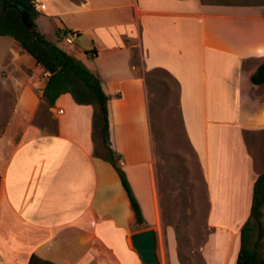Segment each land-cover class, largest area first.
Listing matches in <instances>:
<instances>
[{
  "label": "crops",
  "instance_id": "1",
  "mask_svg": "<svg viewBox=\"0 0 264 264\" xmlns=\"http://www.w3.org/2000/svg\"><path fill=\"white\" fill-rule=\"evenodd\" d=\"M34 2L46 5L36 7L39 30L101 79L111 147L146 223L138 225L115 168L94 157L93 107L70 94L49 107L42 99L49 73L13 38L0 36V86L14 99L0 140V264H143L131 236L158 231L162 219L138 49L148 71L164 70L179 84L183 130L211 204L205 263L237 264L240 232L264 173V85L251 81L264 63V4ZM64 31L78 34L72 45L58 42ZM218 199L231 204L226 209ZM261 221L264 227V207ZM167 234L168 264H181L176 234Z\"/></svg>",
  "mask_w": 264,
  "mask_h": 264
},
{
  "label": "trees",
  "instance_id": "2",
  "mask_svg": "<svg viewBox=\"0 0 264 264\" xmlns=\"http://www.w3.org/2000/svg\"><path fill=\"white\" fill-rule=\"evenodd\" d=\"M80 3L82 0H71ZM2 2L0 0V36L13 38L35 61L37 66L49 73L46 86L43 89L42 99L49 107H54L56 101L64 94H70L74 102L80 106H92L93 123L92 138L94 143V157L110 163L118 173L122 185L128 194L132 209L135 213L138 225L146 223L141 205L136 198L127 174L121 166V157L112 149L110 138L109 121V96L103 89L101 79L94 74L86 65L70 55L59 44L51 42L43 34L37 24L40 13L36 8L34 0H11V6L7 13L1 17ZM247 5H262L263 3H246ZM29 16L32 30L28 29L23 22L22 13ZM73 32L64 31L58 35V42H64ZM134 60H137L136 51ZM161 69H155L157 71ZM148 88V109L150 117L155 115V97L160 91V82L149 75L144 76ZM256 86L264 85V63L251 77ZM153 128V123H152ZM168 158H166L167 162ZM158 188L161 194V175L158 169ZM264 207V173L259 176L253 191L251 212L248 220L240 232V249L237 264H264L259 256L261 239L264 237V227L261 221ZM178 243V255L181 264H184L181 255L180 230L175 228ZM33 263V258L30 261Z\"/></svg>",
  "mask_w": 264,
  "mask_h": 264
},
{
  "label": "rangeland",
  "instance_id": "3",
  "mask_svg": "<svg viewBox=\"0 0 264 264\" xmlns=\"http://www.w3.org/2000/svg\"><path fill=\"white\" fill-rule=\"evenodd\" d=\"M206 3H263L264 0H202ZM65 47V43H63ZM135 64L138 71L159 80L160 91L155 97V115L153 123V145L156 158V173L161 175V219L158 229L159 254L162 264H168L169 239L167 230H180L181 255L184 264H206L201 247L211 234L209 226L210 202L197 154L192 150L182 126L179 106V84L166 71H148L144 55L136 50ZM1 85V84H0ZM0 92V140L5 132L7 122L14 111V99L11 91ZM9 139V135L6 136ZM6 140V138H4ZM4 142V140H3ZM2 142V143H3ZM166 158H168L166 162ZM220 201V199H218ZM221 204L227 209L230 199ZM220 206V205H219ZM222 207V206H221ZM220 207V208H221ZM218 209V212L220 210ZM176 234V233H175ZM261 239L259 256L262 258ZM178 244V243H177Z\"/></svg>",
  "mask_w": 264,
  "mask_h": 264
},
{
  "label": "water",
  "instance_id": "4",
  "mask_svg": "<svg viewBox=\"0 0 264 264\" xmlns=\"http://www.w3.org/2000/svg\"><path fill=\"white\" fill-rule=\"evenodd\" d=\"M10 6L11 0H3L1 17L7 13ZM21 13L24 24L32 30L28 14L23 11ZM131 244L143 264H162L159 256V235L155 228L134 233L131 236Z\"/></svg>",
  "mask_w": 264,
  "mask_h": 264
},
{
  "label": "built area",
  "instance_id": "5",
  "mask_svg": "<svg viewBox=\"0 0 264 264\" xmlns=\"http://www.w3.org/2000/svg\"><path fill=\"white\" fill-rule=\"evenodd\" d=\"M36 7L40 10V11H44L46 10V5L45 4H41V5H36ZM77 35L76 34H72L69 37H65L64 42H66L69 45H72L74 43V40L76 39Z\"/></svg>",
  "mask_w": 264,
  "mask_h": 264
}]
</instances>
